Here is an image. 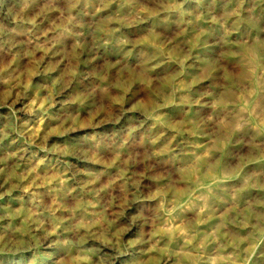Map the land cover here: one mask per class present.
Segmentation results:
<instances>
[{"label":"clouds","instance_id":"obj_1","mask_svg":"<svg viewBox=\"0 0 264 264\" xmlns=\"http://www.w3.org/2000/svg\"><path fill=\"white\" fill-rule=\"evenodd\" d=\"M0 264H264V0H0Z\"/></svg>","mask_w":264,"mask_h":264}]
</instances>
